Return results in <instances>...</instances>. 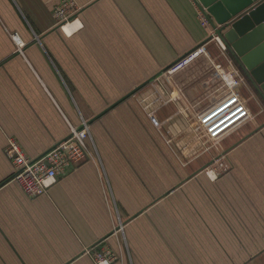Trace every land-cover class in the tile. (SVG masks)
I'll use <instances>...</instances> for the list:
<instances>
[{
  "label": "crops",
  "instance_id": "1",
  "mask_svg": "<svg viewBox=\"0 0 264 264\" xmlns=\"http://www.w3.org/2000/svg\"><path fill=\"white\" fill-rule=\"evenodd\" d=\"M57 1L0 0V264H264V98L195 1L75 0L70 34ZM84 125L26 196L7 141L36 160Z\"/></svg>",
  "mask_w": 264,
  "mask_h": 264
},
{
  "label": "water",
  "instance_id": "2",
  "mask_svg": "<svg viewBox=\"0 0 264 264\" xmlns=\"http://www.w3.org/2000/svg\"><path fill=\"white\" fill-rule=\"evenodd\" d=\"M264 98V0H194Z\"/></svg>",
  "mask_w": 264,
  "mask_h": 264
},
{
  "label": "built area",
  "instance_id": "3",
  "mask_svg": "<svg viewBox=\"0 0 264 264\" xmlns=\"http://www.w3.org/2000/svg\"><path fill=\"white\" fill-rule=\"evenodd\" d=\"M66 1L61 0L62 4L60 6L57 4L54 8L53 19L55 22L65 18ZM67 10H70L69 5ZM199 11V20L203 26H206L208 19L201 10ZM88 134L86 125L81 129L71 128L66 139L36 160L26 157L18 144L9 139L5 154L14 168L13 182L18 184L23 193L30 198L45 194L58 178L68 174L84 160L85 141ZM110 260V258L102 255L96 257L97 264H110Z\"/></svg>",
  "mask_w": 264,
  "mask_h": 264
},
{
  "label": "rangeland",
  "instance_id": "4",
  "mask_svg": "<svg viewBox=\"0 0 264 264\" xmlns=\"http://www.w3.org/2000/svg\"><path fill=\"white\" fill-rule=\"evenodd\" d=\"M57 4L60 6L62 4L61 0L57 1ZM68 5L70 7V10L68 11ZM83 6H80L77 4V2L75 0H67L66 4H65V18L62 19L61 21H56L53 19V13H52V19H53V23H54V27L53 28H57L58 30L62 31V33L66 34L63 29L64 28H69V30L66 29V31L70 34V28L72 29V26H75V28H78L79 25H74L75 23L78 24V20H79V12L82 9ZM78 21V22H77ZM81 26V25H80ZM73 31V30H72ZM68 34V35H69ZM13 39H16V36H13ZM179 62V61H177ZM172 67V66H171ZM172 68H170L168 71H171ZM194 128H188L189 132H193L194 133ZM228 168H230L227 164V162H225L222 158L220 159H215L210 163V166L208 168H206L205 170H207V174L208 177L210 178V180L212 181H216L219 177L223 176L224 174L228 173ZM226 172V173H225ZM211 173L213 174L211 176Z\"/></svg>",
  "mask_w": 264,
  "mask_h": 264
}]
</instances>
